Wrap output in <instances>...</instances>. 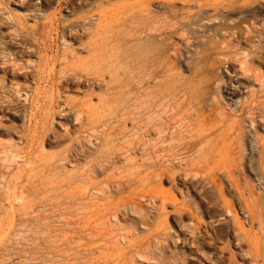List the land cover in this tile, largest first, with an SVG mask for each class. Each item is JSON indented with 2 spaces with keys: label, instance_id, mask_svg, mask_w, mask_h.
<instances>
[{
  "label": "rangeland",
  "instance_id": "1",
  "mask_svg": "<svg viewBox=\"0 0 264 264\" xmlns=\"http://www.w3.org/2000/svg\"><path fill=\"white\" fill-rule=\"evenodd\" d=\"M217 17L264 29V0H0V62L4 54L20 52V63L44 64L45 79L62 56L107 71L104 84H61L68 98L85 102V92L93 94L90 124L98 130L104 126L105 134L102 141L92 131L83 134L87 154L59 161L71 144L62 139L34 144L32 172L0 158V264H194L173 221L174 207L205 225L214 211L200 206V180L181 173L186 156L170 149L178 124L171 111L163 113L158 98L165 85L194 75L199 42L226 26L216 27ZM148 28H155L151 37L144 34ZM146 61L156 75L157 108L150 114V148L140 151V161L134 84ZM167 71L172 77L160 78ZM16 84L31 89L28 101ZM35 84L0 70V151L13 144L25 156L27 130L39 122L44 103L54 101L45 98V83ZM36 90L40 95L32 101ZM165 121L172 125L162 132ZM53 131L63 136L58 127ZM76 135L71 125L69 138ZM168 168L179 174L160 178L159 170ZM247 178L258 188L257 179ZM212 192L206 190L209 201ZM227 199L238 214L233 199ZM219 233L224 243L225 228ZM229 251L234 264H247L234 246Z\"/></svg>",
  "mask_w": 264,
  "mask_h": 264
},
{
  "label": "bare ground",
  "instance_id": "2",
  "mask_svg": "<svg viewBox=\"0 0 264 264\" xmlns=\"http://www.w3.org/2000/svg\"><path fill=\"white\" fill-rule=\"evenodd\" d=\"M215 20L216 27L223 23L226 26L217 27L213 39L199 42L201 52L197 54L194 75L186 81L165 85V92L158 98L162 100L163 113L167 115L171 111L178 124L177 136L172 139L174 144L170 149L179 157L186 156L181 173L186 179L200 180V206L204 204L214 211L205 225L189 211L174 207L173 221L194 264H234V255L229 251L231 246L242 259L248 260L247 264H264V29L240 19L217 17ZM154 29L144 30L145 36L151 37ZM22 58L20 52L4 54L0 70L13 80L23 78L26 85L29 80L35 81L37 87L38 83H45L43 94L54 101L44 103L39 122L27 130V143L30 144L25 156L17 151L19 146L11 144L9 151H0V158L12 159L19 169L27 167L32 172L34 144L45 140L56 144L62 139L71 144L59 161H68L71 155L87 154L84 146L88 141H84L83 134L92 131V136L100 141L105 134L104 126L98 130L90 124L93 114L89 109V98L93 94L85 92L88 98L85 102L68 98L62 96L64 88L61 84L67 87L83 81L104 84L107 71L102 65L91 66L79 59L74 62L73 58L62 56L59 64L53 60L45 79L41 61L34 66L20 63ZM141 67L134 84L137 111L134 145L140 161V151L148 153L150 148L153 136L150 114L157 108L153 63L146 61ZM25 68L35 71L36 77L32 76L33 72L25 73ZM162 75L160 78L167 80L172 77L169 71ZM10 84L14 85L12 81ZM15 88L24 101L30 99L29 87L16 84ZM39 95L36 90L32 101ZM71 125L77 134L73 139L69 138ZM171 125L165 121L162 132L169 131ZM55 127L63 132V136L53 131ZM178 174L169 168L159 170L160 178ZM248 176L257 179L258 188L248 181ZM206 190H213L214 200L209 201ZM227 197L235 202L238 214ZM161 206L165 209V204ZM220 227L225 228L227 238L224 243L220 239ZM207 237L208 241L205 240Z\"/></svg>",
  "mask_w": 264,
  "mask_h": 264
}]
</instances>
